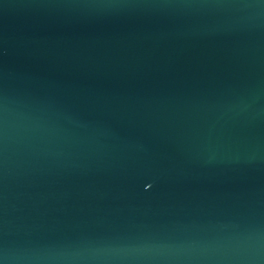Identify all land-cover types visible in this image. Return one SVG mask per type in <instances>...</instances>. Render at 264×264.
I'll use <instances>...</instances> for the list:
<instances>
[{"label":"water","instance_id":"water-1","mask_svg":"<svg viewBox=\"0 0 264 264\" xmlns=\"http://www.w3.org/2000/svg\"><path fill=\"white\" fill-rule=\"evenodd\" d=\"M0 264H264V0H0Z\"/></svg>","mask_w":264,"mask_h":264}]
</instances>
